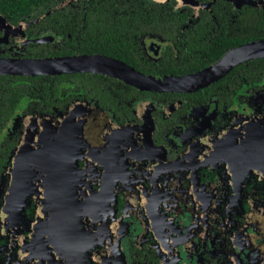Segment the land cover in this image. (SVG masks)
<instances>
[{"label": "flooded vegetation", "instance_id": "af4514ba", "mask_svg": "<svg viewBox=\"0 0 264 264\" xmlns=\"http://www.w3.org/2000/svg\"><path fill=\"white\" fill-rule=\"evenodd\" d=\"M2 8L0 152L9 158L28 123L49 119L63 146L45 182L73 184L77 202L61 234L42 196L18 227L0 222V264H264V57L187 91L108 74L208 73L264 42V0H61L24 17ZM67 57L73 72L26 66Z\"/></svg>", "mask_w": 264, "mask_h": 264}, {"label": "water", "instance_id": "95a60500", "mask_svg": "<svg viewBox=\"0 0 264 264\" xmlns=\"http://www.w3.org/2000/svg\"><path fill=\"white\" fill-rule=\"evenodd\" d=\"M258 57H264V42L246 44L231 51L226 58L224 57L219 64L213 66L205 74L203 72L182 77L129 75L120 69H117L119 73H114L115 67L110 68L108 74L128 77L129 83L145 90L187 91L197 87L204 77L213 74L215 70ZM11 65L15 69H19L21 66L19 63H11ZM26 66L28 69H36L35 71L43 70L44 73L73 72L78 67V59L67 57L33 60L27 62ZM62 136V129L51 123L49 119H33L27 124L18 146L9 157L0 177V195L3 197L0 205V222L6 230L11 223H14V220H16V227H18V224L25 220L28 205L35 201V198L41 196L45 206L48 204L49 210L54 214V230L61 234L64 219L73 218L70 213L75 211L74 206L77 202L74 185L57 184L54 181L46 183L44 178L45 174L51 171L47 167V163L53 162L52 158L60 156L59 149L63 146L61 143ZM81 192L82 185H78L79 199ZM35 202L38 204L39 212H41L40 202ZM81 207L86 208L82 202ZM85 211H82L81 216H84ZM80 227L83 230V226ZM57 242L60 244L65 241L57 238Z\"/></svg>", "mask_w": 264, "mask_h": 264}, {"label": "trees", "instance_id": "16d2710c", "mask_svg": "<svg viewBox=\"0 0 264 264\" xmlns=\"http://www.w3.org/2000/svg\"><path fill=\"white\" fill-rule=\"evenodd\" d=\"M60 1L61 0H0V4L8 5V8H2L3 10H14L15 12L19 13L18 14L19 17L21 16L24 17L27 14H31L34 10H36V8L34 7L38 4L54 5V4L59 3ZM102 1L110 3L114 0H102ZM121 1H124V0H121ZM49 18L50 17H48V19ZM1 154H0V177H1L2 172L4 171L3 165L5 164L8 158L7 153L5 154L1 153Z\"/></svg>", "mask_w": 264, "mask_h": 264}]
</instances>
